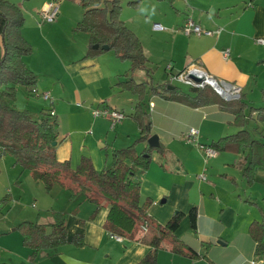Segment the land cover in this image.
<instances>
[{"label":"crops","instance_id":"crops-1","mask_svg":"<svg viewBox=\"0 0 264 264\" xmlns=\"http://www.w3.org/2000/svg\"><path fill=\"white\" fill-rule=\"evenodd\" d=\"M74 1L81 8L80 14L68 15L59 12L58 7L59 14L52 24L22 29L23 37L33 48V52L23 58L24 63L37 77L36 91H48L53 97V105L28 92L23 86H16V91L20 93L23 89L33 99L32 102L27 101V107L24 106L26 109L32 108V114L36 113L37 116L52 108L58 125L64 120L69 122L72 119L75 122L73 128L58 130L55 146L58 160H69L74 167L85 155L99 170L110 166L112 149L124 147L137 137L138 127L129 114L138 97L116 84L118 80L126 79L124 73L130 66L128 60H123L128 63L126 67L109 50L83 58L89 36L83 31L74 32V26L83 14L79 1ZM120 1L129 7L128 2L134 0ZM15 3L22 7L20 3ZM142 3H146V9L140 19L150 32V37L168 47V60L172 62L169 65L170 73L197 64L214 77L241 86L243 100H254L256 97L259 102L262 101L264 44L256 43L255 38H264V0H140L138 6ZM187 18L203 29L215 31L220 28V31L202 35L186 34L182 25ZM122 20L136 35L139 33V27H135L131 17ZM62 21H67L69 38L65 42L70 49L59 52L53 47L49 33L57 29ZM154 22L163 23L164 27L154 29ZM224 49H228V54L223 53ZM137 70L135 75V71L130 74L135 82H168L153 83L152 74L148 76L144 69ZM141 70L142 73L139 72ZM185 93L195 95L193 91ZM141 103L151 116V134H157L165 148L162 153L153 151L148 169L137 172L141 200H151L147 214L164 224L175 211L183 212L174 236L198 253L197 258H188V264H264V254H255L257 241L249 231L252 222L262 223L260 237L264 241V170L257 169L253 183L248 184L242 169L238 165L237 169L230 166L244 157L247 148L239 153L215 151L214 156H207L204 150L186 137L189 128L195 127L198 130V143L208 146L211 140L232 134L240 128L248 130L253 126L252 129L257 131L260 124L264 127V121L257 120L253 112L251 117H246L244 125L238 127L232 122V114L216 103L191 106L166 98L163 94L152 93L149 85ZM12 104L17 109L22 108L16 106V100ZM125 105L128 111H125ZM96 106L121 110L125 117L111 129L107 118L92 116L91 109ZM262 134L258 139H264V131ZM144 145L145 142L138 143L136 150L140 152ZM230 153L232 156H229ZM209 160L214 164L213 180L208 179L205 173ZM217 165L235 170L220 172ZM199 174H203L205 179L200 178ZM6 190L9 202L17 203L15 197L11 198L12 194L15 196L13 189L8 187ZM63 193L69 195V192ZM68 201L66 207L56 208L68 213V242L56 248L39 250L34 261L36 264H137L150 250L144 243L124 237L116 240L109 235L103 225L108 206H101L90 218L95 205L82 193L72 202L70 199ZM32 207H35V203H32ZM191 208L197 211L194 230L190 228L188 215ZM14 209L19 208L14 206ZM13 210L8 212L10 220L6 223L7 227L0 224V262L28 264L32 249L22 245L21 235L14 232L16 227L7 230L17 222L13 220ZM41 212L36 213V219L20 217V220L51 223V213ZM81 220L83 224H80ZM181 225L183 228L187 225L191 232H180ZM77 233L83 236L82 246L70 242ZM9 242L14 243L18 250L7 249L4 243ZM171 243L173 241L168 240L163 248L171 251ZM174 261L172 256L171 264H175Z\"/></svg>","mask_w":264,"mask_h":264},{"label":"trees","instance_id":"trees-1","mask_svg":"<svg viewBox=\"0 0 264 264\" xmlns=\"http://www.w3.org/2000/svg\"><path fill=\"white\" fill-rule=\"evenodd\" d=\"M83 8L81 19L74 30L86 32L89 36L88 47L83 58L97 55L105 49L113 50L121 60H128L130 66L124 73L126 79L118 80L117 85L129 89L138 97L129 117L138 127V135L132 143L112 149L110 166L96 169L88 156L82 155L77 164L72 167L69 160L60 161L56 157L55 146L58 137V122L48 111L34 115L27 109H17L13 106L16 86H23L28 92L36 90L37 77L24 63L23 58L33 52L32 45L23 37L21 28L24 16L19 5L10 0H0V146L3 147L0 156L5 152L14 155L15 161L28 169L32 177L41 182L45 189L61 185L69 192L70 198L82 193L95 205L90 218L98 209L108 206L104 229L109 233L144 243L150 250L137 264H156V254L168 240H172L170 250L174 253L197 258L195 249L185 246L174 236L183 212L175 211L169 220L161 224L151 218L148 208L149 198L141 200L140 180L138 170L148 169L154 150L162 153L165 148L162 143L158 147L148 146L146 140L151 135L152 120L142 107V99L149 85L152 93L163 94L166 98L177 100L191 106L216 103L222 110L232 114V122L242 127L246 117L264 121V89L262 90V105L250 107L246 113L247 103L242 95L236 100L219 98L209 87L198 88L190 86L195 95L185 93L179 87L167 83L152 84L149 80L135 82L131 73L137 69L147 71V57L143 51L138 36L124 23L120 17V0H78ZM140 0L128 2L137 5ZM97 44V48L93 45ZM169 86H172L169 88ZM145 142L143 149L136 150V144ZM209 147L216 151L248 152L237 165L248 184L254 181L257 169L264 170V139H255L251 133L240 128L232 134L211 140ZM3 200H8V195ZM190 228H196L197 211L191 208L188 212ZM52 222L49 224L25 220L16 226L22 234V242L32 249L28 264H36L34 258L41 249L56 248L68 242L66 232L67 213L52 212ZM83 220L80 224H83ZM146 227L144 230L142 227ZM250 234L257 241L256 255L264 254V241L260 235L263 232L262 223L252 222ZM70 242L75 246L84 244L83 236L75 234ZM0 264H10L0 262Z\"/></svg>","mask_w":264,"mask_h":264},{"label":"rangeland","instance_id":"rangeland-1","mask_svg":"<svg viewBox=\"0 0 264 264\" xmlns=\"http://www.w3.org/2000/svg\"><path fill=\"white\" fill-rule=\"evenodd\" d=\"M13 2L20 3L22 5V14L24 16V22L23 26L21 28V32L23 27H27L26 29H29L28 26H47L48 24H52L57 19V13L56 19L51 22H41L38 23L39 20V11L41 10V7L44 3L54 2L59 7V12L67 13L68 15L73 14H80L81 8L80 6L74 1V0H11ZM47 1V2H45ZM146 3H142L141 6L137 5H129L127 7L126 3H121V11H120V17L121 19H124V17H131L132 21L134 22L135 27L138 26L139 30H137L139 33L137 34L139 38L142 41L143 48L145 51V55H147V71H149L150 75L152 74V81L155 82H166L170 85H174L176 87H179L181 90H184L185 92L193 91L190 88L189 84H186L180 80L177 79H170V71L167 69V65H171V60H168V47L161 41L150 37V32L148 29L144 26L143 20L140 18H143L141 15L144 13V10L146 9ZM123 12V13H122ZM163 27L164 24L160 23ZM153 26V24H152ZM67 21H62L60 23V26L57 29H53L49 36L51 40L53 41V47L57 49L59 52L66 50H69L70 46L66 44L65 40H68L69 37H67L68 32L67 30ZM75 27V26H74ZM81 32L80 30H74V32ZM57 37V39L55 38ZM61 40V41H60ZM110 53L115 54L113 50H109ZM150 59V60H149ZM120 61V60H119ZM124 62L126 67H128L127 61H120ZM168 63V64H167ZM170 63V64H169ZM146 71V70H145ZM142 73V70L139 71ZM138 73V70L133 73L134 75ZM147 73V72H146ZM172 73H177L176 71ZM148 75V74H147ZM127 92H129V89H125ZM147 90V87H146ZM131 92V91H130ZM16 100V106H20L22 108L20 109H26L24 106L27 107V101L30 100V102L33 101L30 96H28L25 92H23V89H21V92L18 93L15 91V99ZM247 108L246 113H249L250 107H257L262 105L263 101L259 102L258 98H248L246 101ZM261 103V104H260ZM260 104V105H259ZM29 107V106H28ZM31 107V106H30ZM29 107V108H30ZM125 111H128V106L125 105ZM28 111H31L32 108L27 109ZM36 114V113H35ZM34 114V115H35ZM38 115V114H37ZM129 118V117H127ZM75 122L70 119L64 120L59 123L57 131L62 130L66 131L68 127L73 128L75 127ZM253 126L248 128L249 132L251 133V136L255 139L262 137V132L264 131V127L260 124L259 129L256 131V129H252ZM136 135V134H135ZM185 140V139H184ZM133 142V141H132ZM131 142V143H132ZM141 143V142H140ZM138 144V143H137ZM136 144V145H137ZM155 151V150H154ZM179 151V150H178ZM234 153V152H233ZM229 156H232L231 153ZM207 172L205 171L208 179L213 180V173L212 169L214 164L212 161L209 160V163L206 165ZM232 168L237 169V164H230ZM217 167L220 169V172L225 171H232L235 169H232L230 167L222 168L220 165H217ZM193 168V167H192ZM204 170V169H203ZM202 170V171H203ZM202 173V172H201ZM201 175V174H199ZM195 179V177H194ZM12 188L13 193H15V196L13 194L12 197H15L14 199L18 200L17 203L12 204V202H9V194H7V188ZM39 188V190H38ZM65 189V190H63ZM67 189L62 187L61 185H54L50 190L45 189L44 185L41 182H37L31 175L30 171L28 169H23L22 165L15 161V157L10 152H5L2 156H0V224L2 227H7L6 223L10 220V218L7 216L8 212H11L13 210V207L16 206L13 212L11 213L13 216V220L16 219L17 222L15 223V226H9L7 230L16 227L19 223H21L22 218L20 220V217H30L32 219H36V213L38 211L42 212H49L52 215L53 211H62L56 208H64L67 206V203L69 202L68 199H70V202L74 200V198H70L68 193L66 195L63 192H68ZM8 195V200H3L4 196ZM21 199H20V198ZM32 203H35V207H32ZM41 212V213H42ZM18 213V216H17ZM67 213V212H66ZM68 216V213H67ZM183 218V217H182ZM18 220H20L18 222ZM25 221V220H23ZM4 229V228H3ZM183 230L188 233L191 232V229L187 225L183 228L182 225L179 228V231L182 232ZM15 233H19L22 237V234L20 233L19 229H16L14 231ZM5 247L7 249H11V251L18 250L17 247L14 246V243H4ZM22 245L25 247V245L22 242ZM27 247V246H26ZM37 255V254H36ZM157 256L159 257V261H157L156 264H167L170 263V259L172 256H174L175 264H188L189 257L187 255L179 254L171 252L167 249L159 248L157 251ZM36 258V256H35ZM34 258V261H35Z\"/></svg>","mask_w":264,"mask_h":264},{"label":"built area","instance_id":"built-area-1","mask_svg":"<svg viewBox=\"0 0 264 264\" xmlns=\"http://www.w3.org/2000/svg\"><path fill=\"white\" fill-rule=\"evenodd\" d=\"M58 11V6L54 2H49L45 6L41 8L39 11V20L38 23L41 22H51L56 19V14ZM154 29H160L162 28V25L159 22L153 23ZM182 30L186 34H196V35H202V34H211L214 32H219L220 28H217L215 31L203 29L200 27L197 23H195L191 18H187L185 22L182 25ZM255 42L258 44H264V38L258 37L255 38ZM224 54H228V49L223 50ZM167 69H170V66L167 65ZM194 75L198 78H201V82L194 83L189 76ZM177 79L180 80L186 84H189L190 86L203 88L205 86L211 87L216 94H218L222 99L224 100H236L241 97V86L234 82H230L221 78H216L210 73H208L206 70H204L201 66L197 64H192L184 69L178 71L177 73H170V79ZM33 94L36 96H39L45 100H47L51 105H53V97L50 95L48 91L44 92H37L36 90L33 91ZM48 113L51 116L55 115L54 110L51 108L48 110ZM91 114L93 117H104L107 118L109 121L110 128H114L120 121L125 117L124 113L121 110L110 108L107 106H96L91 109ZM198 130L195 127H190L187 131L186 137L188 140L194 142L198 145V147L205 151V154L207 156H214L215 151L209 146H204L202 144L198 143L197 140ZM3 147L0 146V152H2ZM200 178L205 179V176L203 174L199 175ZM144 230L146 227H142ZM109 235L116 240H122V236L109 233Z\"/></svg>","mask_w":264,"mask_h":264},{"label":"water","instance_id":"water-1","mask_svg":"<svg viewBox=\"0 0 264 264\" xmlns=\"http://www.w3.org/2000/svg\"><path fill=\"white\" fill-rule=\"evenodd\" d=\"M97 47H98L97 44L93 45V48H97ZM101 47H102L103 49H105V50L108 49V45H105V44L102 45ZM189 78H190L194 83H199V82H201V80H202L201 78H198V77H196V76H194V75H190ZM170 87H172V86H169V88H170ZM146 142H147L148 146H150V147H158V146L160 145V142H159V139H158L157 134H151V135L147 138Z\"/></svg>","mask_w":264,"mask_h":264}]
</instances>
